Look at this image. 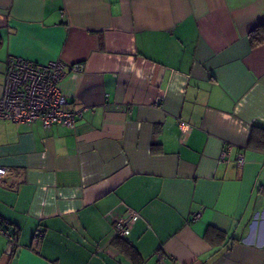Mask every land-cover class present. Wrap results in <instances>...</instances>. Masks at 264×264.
<instances>
[{"label": "crops", "instance_id": "1", "mask_svg": "<svg viewBox=\"0 0 264 264\" xmlns=\"http://www.w3.org/2000/svg\"><path fill=\"white\" fill-rule=\"evenodd\" d=\"M257 33L264 0H0V94L9 56L82 62L60 89L86 107L0 119V264H264Z\"/></svg>", "mask_w": 264, "mask_h": 264}, {"label": "built area", "instance_id": "2", "mask_svg": "<svg viewBox=\"0 0 264 264\" xmlns=\"http://www.w3.org/2000/svg\"><path fill=\"white\" fill-rule=\"evenodd\" d=\"M84 64L76 62L66 65L60 60L46 63L35 62L21 56H9L5 62L4 83L0 94V119L12 122L39 121L45 127L61 125L74 127L77 118L86 107L71 110L60 89V81L67 71L83 72ZM181 132L189 131L190 125L178 122ZM229 146L221 154L223 160L229 156ZM243 163V155L237 159ZM8 173V168L0 166V180ZM131 218H119L114 223L116 235L123 237L131 227ZM7 236L9 247L16 252L17 246L9 231L0 226Z\"/></svg>", "mask_w": 264, "mask_h": 264}, {"label": "trees", "instance_id": "3", "mask_svg": "<svg viewBox=\"0 0 264 264\" xmlns=\"http://www.w3.org/2000/svg\"><path fill=\"white\" fill-rule=\"evenodd\" d=\"M256 33V32H255ZM255 42H260L264 39L260 38V36L258 35V33L256 34V36H253ZM0 43H1V38H0ZM0 226L6 230V231H9V229L7 228V226L5 224H3L1 221H0ZM10 232V231H9ZM11 234V233H10Z\"/></svg>", "mask_w": 264, "mask_h": 264}]
</instances>
